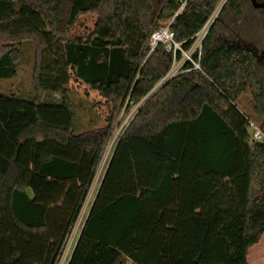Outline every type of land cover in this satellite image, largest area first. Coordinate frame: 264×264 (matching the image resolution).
I'll list each match as a JSON object with an SVG mask.
<instances>
[{
  "label": "trees",
  "instance_id": "1",
  "mask_svg": "<svg viewBox=\"0 0 264 264\" xmlns=\"http://www.w3.org/2000/svg\"><path fill=\"white\" fill-rule=\"evenodd\" d=\"M218 1L187 0L170 23L182 49ZM179 2L0 0V78L30 42L34 92L0 94V264L57 263L119 113L139 102L67 264H248L264 233V143L248 142L238 104L249 98L264 131V91L248 52L210 48L212 28L199 68L186 61L155 89L173 56L145 43ZM87 13L92 30L71 37ZM71 76L105 99L106 120Z\"/></svg>",
  "mask_w": 264,
  "mask_h": 264
},
{
  "label": "rangeland",
  "instance_id": "2",
  "mask_svg": "<svg viewBox=\"0 0 264 264\" xmlns=\"http://www.w3.org/2000/svg\"><path fill=\"white\" fill-rule=\"evenodd\" d=\"M226 5H227V0H225L222 9H224ZM221 12L219 13L220 16L218 15V17H221L224 14V12L223 13ZM95 19H96V15L92 13L81 15L78 18L77 22L74 24L73 28L71 29L69 35L71 37L84 38L92 30ZM166 23L163 24L165 25ZM220 34L221 32L219 30V35ZM222 37H225L227 41L232 40V37H230L228 33H223ZM223 44H228V43H225L224 41H221L218 38L213 39V36L211 37L210 48ZM32 54H33L32 44L30 42L23 43L21 60L17 67L16 74L9 78H0V94L21 95L24 97L34 95L32 82H31V65H32V57H33ZM68 87L70 88L71 91L75 92L77 96H79L78 98L90 102L93 111L98 113V115L102 119L106 120V118L109 115L110 107L108 103L105 101V99L98 92L94 91L88 85L76 79L74 76H71ZM140 105L141 102L132 106L130 111L127 112L121 110V112L118 115V119H117L118 122L114 124L112 127V134L110 135L109 138L110 141L113 137L115 136L118 137L123 132V130L126 128L125 126L128 125L127 124L128 120L132 117L131 115L133 109L136 111ZM238 107L241 109V111H243V114L247 118L253 120L258 125L261 124V120L255 118L254 116V113L252 111V105L250 104L249 98L242 97L238 104ZM76 130L78 129H75V131ZM90 201L91 199H89L88 203H84L83 201L77 220L74 222L69 234L66 237L65 244L62 248V251L60 253V256L56 264H66L68 262L69 255L73 250L77 236L82 227L84 216L87 214L89 208L88 205ZM247 262L248 264H264V233L261 235L260 240L248 249ZM122 264H132V263L126 260Z\"/></svg>",
  "mask_w": 264,
  "mask_h": 264
},
{
  "label": "built area",
  "instance_id": "3",
  "mask_svg": "<svg viewBox=\"0 0 264 264\" xmlns=\"http://www.w3.org/2000/svg\"><path fill=\"white\" fill-rule=\"evenodd\" d=\"M186 2H187V0H180L177 9L175 10V12L171 16V18L167 21V23L164 26H160L159 28L152 30L147 37V40L145 43L146 47H147V54H149L155 48L156 45L161 44V45H163L164 49L166 51L171 52L172 56H173V62H172L171 67L169 68L167 73L162 77V79L156 84L155 89L158 88L160 85H162L164 82H166L168 79H170L171 77H173L177 73H179L182 70L181 68L186 61L191 62L193 65V68H197V69L199 68L198 59H199L200 54H201L202 42H203L207 32L210 30L211 26L213 25L215 19L218 17L219 13L221 12V10L224 6L225 0H219L218 1L217 5L213 9V11L210 13V15L208 16L206 21L203 23L201 28L190 38L191 44H190L189 48L187 50H184V49H182L180 42H177L174 39V33L170 29V23L173 21V19L178 14H180L182 12V10L185 7ZM177 52H180L179 58H177ZM194 53H196V55H197V60H193V58H192ZM134 113H135V110L133 109L131 116H133ZM130 119L128 120L127 124L129 123ZM247 129L249 132V136H248V142L249 143H256V142L264 143V131L262 130V128L258 124H256L253 120H251L249 118L247 119ZM120 135L118 137H116V136L113 137L111 139V141L108 140L106 145H105L104 150L101 153V156L99 158V161H98L96 169H95L93 179H92V181H91V183L87 189V192L85 194V197L83 199L84 203H88L89 199H91V201L88 205L89 208H88L87 214L89 212L91 204H92L94 197L96 195V192L98 190L99 184H100L102 177L106 171L109 160L112 156L116 142L118 141ZM108 142H109V144H108ZM83 201H82V203H83ZM81 207H82V204H81ZM81 207H80V210H81ZM80 210H79V212H80ZM87 214L84 216V220H85ZM78 215H79V213H78ZM78 215H77V217H78ZM76 220H77V218H76ZM84 220H83V223H84ZM77 238H78V236H77ZM69 257H70V255H69Z\"/></svg>",
  "mask_w": 264,
  "mask_h": 264
},
{
  "label": "flooded vegetation",
  "instance_id": "4",
  "mask_svg": "<svg viewBox=\"0 0 264 264\" xmlns=\"http://www.w3.org/2000/svg\"><path fill=\"white\" fill-rule=\"evenodd\" d=\"M227 0L221 17L211 26L213 39H220L226 47L248 52L259 83L264 91V0ZM234 3V4H232ZM220 16V15H219ZM219 30L221 34L219 35ZM228 33L227 41L222 37Z\"/></svg>",
  "mask_w": 264,
  "mask_h": 264
},
{
  "label": "crops",
  "instance_id": "5",
  "mask_svg": "<svg viewBox=\"0 0 264 264\" xmlns=\"http://www.w3.org/2000/svg\"><path fill=\"white\" fill-rule=\"evenodd\" d=\"M78 80H79V79H78ZM80 81H81V80H80ZM94 91H96V90H94ZM96 92H97V91H96ZM95 114H96L97 116H99L98 113L95 112ZM91 115H92V114H91ZM93 115H94V114H93ZM96 115H94V116H96ZM99 117H100V116H99ZM100 118H101V117H100ZM101 119H102V118H101ZM126 260L130 261L129 259H124L123 263H124ZM130 262H131V261H130ZM131 263H132V262H131ZM132 264H133V263H132Z\"/></svg>",
  "mask_w": 264,
  "mask_h": 264
},
{
  "label": "water",
  "instance_id": "6",
  "mask_svg": "<svg viewBox=\"0 0 264 264\" xmlns=\"http://www.w3.org/2000/svg\"><path fill=\"white\" fill-rule=\"evenodd\" d=\"M67 264V263H66Z\"/></svg>",
  "mask_w": 264,
  "mask_h": 264
}]
</instances>
